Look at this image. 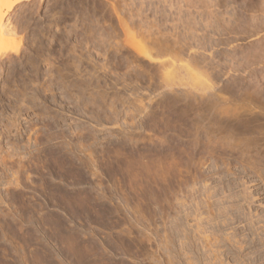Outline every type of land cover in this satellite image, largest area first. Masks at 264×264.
<instances>
[{
  "label": "rangeland",
  "instance_id": "obj_1",
  "mask_svg": "<svg viewBox=\"0 0 264 264\" xmlns=\"http://www.w3.org/2000/svg\"><path fill=\"white\" fill-rule=\"evenodd\" d=\"M5 23L0 264H213L196 209L249 193L219 264H264V0H32Z\"/></svg>",
  "mask_w": 264,
  "mask_h": 264
},
{
  "label": "bare ground",
  "instance_id": "obj_2",
  "mask_svg": "<svg viewBox=\"0 0 264 264\" xmlns=\"http://www.w3.org/2000/svg\"><path fill=\"white\" fill-rule=\"evenodd\" d=\"M30 1H32V0H0V41H2V40H4V37H5V39H6V37L7 38H9L10 36H9V32H10V30H8L9 28V26L8 25H5L6 23H5V20H6V18H7V16L14 10V8L18 5V4H20V3H22V2H30ZM8 20V19H7ZM8 35V36H7ZM229 128V127H228ZM261 162V161H260ZM264 164V163H263ZM262 165V164H261ZM264 167V166H263ZM264 169V168H263ZM221 176V175H220ZM204 180V179H203ZM210 180V179H209ZM202 182H204V181H202ZM262 182V181H261ZM206 183H207V181H206ZM206 183L204 184V186H205V188H206ZM245 185V184H244ZM211 187V186H210ZM248 188V187H247ZM246 187H245V189H246V191L247 190H250L251 191V189L250 188H248L247 189ZM210 189V188H209ZM212 189H214V188H212ZM211 189V190H212ZM206 190H208V188L206 189ZM206 190H204L205 191V194H212V191H211V193L210 192H207ZM209 191V190H208ZM215 191V190H214ZM207 192V193H206ZM256 192V191H255ZM202 193V192H201ZM204 193V192H203ZM214 193V192H213ZM195 194V193H194ZM205 194H203V196L201 195V197H203V198H200L201 200V202H202V199H204L205 197H204V195ZM206 195V196H207ZM213 196H214V194H212ZM230 195V194H229ZM249 195H250V193L246 196H244V198L243 197H237V196H227L226 195V197H224L222 200L221 199H219V200H221V206H223V209H220L221 211H219L220 213L218 214V216L217 215H213V213H215L216 211L215 210H217V208L215 209V207H214V205H215V201H211V199L213 200V198H212V196H210L209 197V195L206 197V199L208 200H210L211 202H207V204L205 205H203V203H206L204 200V202L203 203H201V202H199V203H197V204H199V206L202 204V207L204 206V210L202 209V207H200L203 211L201 212L200 210V208H198V209H196L197 210V217L199 218V219H197L198 220V222L200 223V225L198 224V227L199 226H201V227H199L200 229H202V230H200V233H202V234H199L198 232H197V234H199V235H201V236H204L203 234L205 233L204 231V229H206L207 228V226H206V228H204L203 227V225H205L207 222H205V224L204 223H202L203 221H207V220H209V221H211L210 223H212L213 225L212 226H209V227H212V230H211V232H209L210 234L209 235H206L205 234V236L204 237H202L201 239H200V236H199V239L201 240V241H199V243L198 244H200L199 246H200V248L201 249H203L202 251L204 252V249H207V250H209L210 249V251H212L210 254H211V256H210V254H209V251L207 252V256H208V254H209V256L210 257H207V259L208 258H212V262H213V264H219V257H218V254H219V251H220V248L217 246L219 243H217L218 242V235L217 234H219V233H217L218 231L219 232H222L221 231V229L223 228V230H224V227L225 226H230V223H232V222H235V221H237L239 218H240V216H242L241 214H243V212L241 213V211H243L242 209H240V208H238V205H239V203L241 204L242 202L243 203H247L248 202V200L250 199V197H249ZM193 196V195H192ZM193 198V197H192ZM197 198V197H196ZM199 198V197H198ZM222 198V197H221ZM193 199H195V198H193ZM219 200H217V201H219ZM191 201V200H190ZM196 201H197V199H196ZM195 201V202H196ZM195 202H193V203H195ZM198 202V201H197ZM220 202V201H219ZM201 203V204H200ZM227 204V205H226ZM225 205V206H224ZM242 205V204H241ZM191 206V205H190ZM194 206V205H193ZM240 206V205H239ZM198 207V206H197ZM197 207H195V208H197ZM213 207H214V211L215 212H213L212 210H213ZM192 208V207H191ZM194 208V209H195ZM220 208V207H219ZM222 208V207H221ZM243 208V207H242ZM192 210H193V208H192ZM219 210V209H218ZM218 210H217V212H216V214L218 213ZM195 211V210H194ZM191 212V211H190ZM201 212V213H200ZM196 213H194L193 215H195ZM190 214V213H189ZM189 214H187V216L189 215ZM245 214V213H244ZM191 215V214H190ZM196 217V216H195ZM186 218V217H185ZM242 218V217H241ZM251 219V218H250ZM240 221V220H239ZM239 221H237V222H239ZM258 221V220H257ZM197 222V221H196ZM251 222V221H250ZM264 222V221H263ZM249 223V222H248ZM260 223V222H259ZM193 224V223H192ZM208 224V223H207ZM206 224V225H207ZM247 225H249V224H247ZM251 225V224H250ZM251 226H253L254 227V225H251ZM262 226V225H261ZM187 227V226H186ZM197 227V228H198ZM250 227V226H249ZM263 227V226H262ZM228 228V227H227ZM232 229V228H231ZM254 229V228H253ZM258 229H260V228H258ZM230 230V229H229ZM233 231V230H232ZM255 231V230H254ZM185 232V231H184ZM188 232V231H187ZM192 232V231H191ZM193 232H194V230H193ZM236 232V231H235ZM217 233V234H216ZM170 234H172V233H170ZM176 234H178V233H176ZM180 235V234H179ZM183 235V234H182ZM188 235V234H187ZM225 235V234H224ZM183 236H185L186 237V235H183ZM238 236V235H237ZM244 238V237H243ZM185 239V238H184ZM189 239V238H188ZM197 239H198V236H197ZM170 240H172L171 238H170ZM187 240V239H186ZM194 240V239H193ZM192 240V241H193ZM246 240V239H245ZM254 240V239H253ZM188 242V241H187ZM201 242V243H200ZM220 242V241H219ZM224 242H226V245H229L230 247H231V245L234 247L235 245H237V247H238V245H239V247L238 248H240V245H241V243H239L240 241L239 240H234V236L231 238V237H226V239L224 240ZM197 243V242H196ZM222 243V241L220 242V244ZM171 244H172V242H171ZM195 244V243H194ZM222 245V244H221ZM232 247V248H233ZM194 248V247H193ZM224 248H225V246H224ZM228 248V247H227ZM237 248V249H238ZM170 249V248H169ZM211 249H213V250H211ZM230 249V248H229ZM242 249V248H241ZM223 250V249H222ZM221 250V251H222ZM168 251V250H167ZM171 251V250H170ZM201 251V252H202ZM220 251V252H221ZM229 251V250H228ZM169 252V251H168ZM184 252V251H183ZM186 253V252H185ZM184 253V254H185ZM212 253H213V256H212ZM230 253V252H229ZM246 253V252H245ZM170 254V253H169ZM205 254V253H204ZM204 254H202V255H204ZM238 254V253H237ZM221 255H223V254H221ZM221 255H219L220 257H221ZM236 255V254H235ZM172 256V255H171ZM205 256V255H204ZM237 256V255H236ZM175 257V256H174ZM180 257V256H179ZM206 257H204V258H206ZM226 257V256H225ZM241 257V256H240ZM247 257V256H246ZM246 257H244V258H246ZM170 258V257H169ZM182 258V257H181ZM184 258H186V257H184ZM188 258V257H187ZM222 258V257H221ZM224 258V257H223ZM238 258V257H237ZM171 259V258H170ZM172 259H173V256H172ZM211 260V259H210ZM232 260V259H231ZM247 260V259H246ZM171 262V261H170ZM191 262V261H190ZM236 262V261H235ZM245 262V261H244ZM171 263H173V262H171ZM192 263V262H191ZM195 263V262H194ZM211 263V262H210ZM234 263V262H233ZM170 264V263H169ZM220 264H221V262H220ZM225 264V263H224Z\"/></svg>",
  "mask_w": 264,
  "mask_h": 264
}]
</instances>
